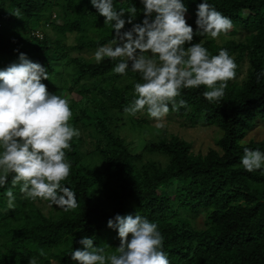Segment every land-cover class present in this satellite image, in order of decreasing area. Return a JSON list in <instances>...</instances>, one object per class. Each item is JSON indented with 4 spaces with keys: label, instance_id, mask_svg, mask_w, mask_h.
Masks as SVG:
<instances>
[{
    "label": "trees",
    "instance_id": "trees-1",
    "mask_svg": "<svg viewBox=\"0 0 264 264\" xmlns=\"http://www.w3.org/2000/svg\"><path fill=\"white\" fill-rule=\"evenodd\" d=\"M183 2L195 32L203 0ZM207 2L234 26L216 39L194 35L193 43L203 41L212 55L226 49L236 76L216 103L202 95L204 86L183 89L177 100L189 107L173 111L170 106L166 116L169 124L216 127L217 148L203 152L166 125L152 124L146 110L125 113L136 98L134 84L143 81L131 68L127 75L114 73L116 61L95 62L97 48L115 33L90 0H0V70L18 63L21 53L44 66L49 79L42 82L68 99L69 124L80 132L65 150L72 167L61 182L76 192V209L25 199L19 185H11L14 174L0 187V264H28L32 256L38 264H52L51 259L78 264L70 254L82 248L79 240L85 236L112 252L120 239L109 219L136 213L158 225L170 264H264V168L248 172L241 164L245 148L264 152V137H248L264 123V0ZM114 4L117 10L135 6L134 23L145 18L141 0ZM127 122L160 133L134 151L122 135ZM200 213L203 227L194 220ZM40 249L45 256H39Z\"/></svg>",
    "mask_w": 264,
    "mask_h": 264
},
{
    "label": "clouds",
    "instance_id": "clouds-1",
    "mask_svg": "<svg viewBox=\"0 0 264 264\" xmlns=\"http://www.w3.org/2000/svg\"><path fill=\"white\" fill-rule=\"evenodd\" d=\"M90 2L115 33L109 43L97 48L95 62L116 61L114 73L127 75L131 68L143 81L134 84L136 98L124 109L126 114L136 116L146 110L157 127H163L170 106L173 111L189 107L186 100H177L183 89L204 86L202 95L211 103L225 96L227 82L236 76L234 57L226 49L212 55L203 41L193 40L194 35L216 39L234 25L207 0L198 4L195 32L186 21L188 8L183 0H141L142 23H134L135 6L117 10L114 0ZM126 24L132 27L122 31ZM48 79L46 68L23 53L18 63L0 70V187L14 174L11 185H19L25 199L48 201L70 211L79 205L76 192L61 183L72 167L65 150L71 149L70 141L80 132L69 124L68 99L50 93L42 82ZM241 164L248 172L264 168V152L245 148ZM6 196L8 207H14L11 188ZM108 227L118 231L120 244L114 251H107L109 245L94 246L93 238L85 236L79 240L82 248L74 249L71 259L78 264H170L155 222L138 213L117 214L109 219ZM45 255L40 249L39 256ZM28 264H38V258L30 257Z\"/></svg>",
    "mask_w": 264,
    "mask_h": 264
},
{
    "label": "rangeland",
    "instance_id": "rangeland-1",
    "mask_svg": "<svg viewBox=\"0 0 264 264\" xmlns=\"http://www.w3.org/2000/svg\"><path fill=\"white\" fill-rule=\"evenodd\" d=\"M93 38L97 39V36H95L93 33L91 35ZM73 41V38L70 39L69 42ZM127 125L123 127L122 129V135L125 137V139L129 142V146L136 147L134 151H141L143 144L147 140L156 139V135L160 133L159 129L157 128H150L145 127L142 130H139L137 127H132V123L127 122ZM157 126V121L155 120L154 123H152ZM163 124L168 127V130L170 132H175L179 136L185 138L188 142L193 143L196 151H203L209 150L210 148H217L216 145V127H210V128H191L182 126L180 123H171L169 124L167 121V118H163ZM255 135L258 138L264 137V123H259L258 126H256L252 133L248 135ZM47 212L48 209H45ZM195 224H197L199 227L204 226V214L200 213L195 217ZM52 264H57V261L55 259H51Z\"/></svg>",
    "mask_w": 264,
    "mask_h": 264
}]
</instances>
